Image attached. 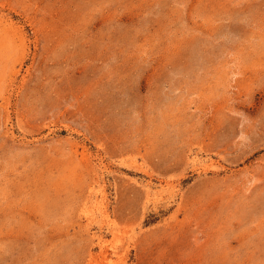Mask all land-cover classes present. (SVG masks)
Returning a JSON list of instances; mask_svg holds the SVG:
<instances>
[{
	"label": "rangeland",
	"instance_id": "374dc122",
	"mask_svg": "<svg viewBox=\"0 0 264 264\" xmlns=\"http://www.w3.org/2000/svg\"><path fill=\"white\" fill-rule=\"evenodd\" d=\"M0 264H264V0H0Z\"/></svg>",
	"mask_w": 264,
	"mask_h": 264
},
{
	"label": "bare ground",
	"instance_id": "6f19581e",
	"mask_svg": "<svg viewBox=\"0 0 264 264\" xmlns=\"http://www.w3.org/2000/svg\"><path fill=\"white\" fill-rule=\"evenodd\" d=\"M97 238H98V242L101 243L102 237L100 235H98Z\"/></svg>",
	"mask_w": 264,
	"mask_h": 264
}]
</instances>
